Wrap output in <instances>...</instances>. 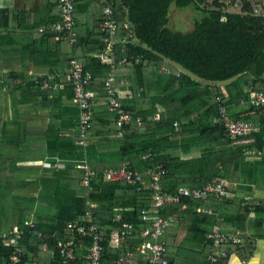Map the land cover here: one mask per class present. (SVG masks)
<instances>
[{
    "label": "trees",
    "instance_id": "1",
    "mask_svg": "<svg viewBox=\"0 0 264 264\" xmlns=\"http://www.w3.org/2000/svg\"><path fill=\"white\" fill-rule=\"evenodd\" d=\"M97 1L104 7V0ZM111 2L118 21L119 39L124 38L130 31L133 32L127 43L118 45L117 61L131 56H139L141 60L139 65L130 67L136 80L131 86L133 91L139 93L140 98L147 95L144 75L147 69H151L157 75V82H163L165 86L160 93L150 97L147 107L134 108L125 105L135 117L139 115L143 123L141 127L131 125L124 128L121 137L117 136L115 113L97 115L99 118L103 115V119L108 121L109 131L106 135L113 137L114 143L121 147L123 160L130 161L135 169L144 171L152 166V163L142 158L153 155L156 162L164 165L168 173L163 186L172 194H177V191L185 186L204 187L218 179L224 178L230 181L238 179L241 159L245 157V151L252 148L259 151L262 147L264 120L261 111L253 107L250 115L245 118L238 117L237 114L232 115L239 122L260 124L259 132L239 140H232L226 135L224 128L217 123V99L225 96V89L228 95L225 105L229 111H232L233 107L239 106L242 102H250L249 84H252L254 90H264V19L229 16L228 21L222 24L220 14L201 11L197 7L196 0H111ZM173 4L181 10L193 8L195 12L202 15L201 20L196 23L193 34L182 35L168 27L169 12ZM1 16L3 17V14H0ZM46 27L47 25L42 28ZM0 28L3 26L0 25ZM43 33L54 37L53 33L46 30ZM104 49V44L91 49L83 65L85 71L93 76L92 90L103 93L102 95L107 98L103 92L104 83L112 70L98 58ZM164 58L185 66L207 80L224 81L237 75L241 77L225 88L210 86L177 70ZM161 67L170 69V72L159 73ZM178 73H180L179 76H177ZM20 75L19 72H13L2 76L7 77L8 81ZM29 85H23L20 80V91L27 89L31 94L38 96L37 92L42 90L39 81ZM69 88L71 89L70 86ZM141 88L144 91L138 92ZM155 114H158L156 121L153 120ZM175 122L178 123L176 132L173 127ZM195 148L202 149L199 157L181 159V153L188 154ZM219 165L225 168L224 173ZM79 171L82 172V170ZM83 181L84 173L82 172L81 185ZM83 188V193L78 192L83 196L77 194L69 196L64 191H58L57 201L54 203L57 214L52 217L37 214L33 219L32 228L25 225L24 220L17 221L26 262L89 264L88 253L92 242L79 236L72 237L69 224L83 219L90 209V203L96 204L101 225L107 235L102 264H115L128 251H135L143 243L145 239L140 234L146 228V224L142 220L141 211L153 209L149 191L142 195L137 192L136 186L108 183L102 178L93 182L92 192L84 185ZM209 200H214L213 204L216 207L217 204L221 207L226 204L225 196L222 199L211 196L204 201ZM180 202V204L160 207L153 214L173 215L179 212L182 204L193 208L200 206L199 203L203 201L181 198ZM244 208L247 210L245 205ZM118 215L122 217V221L135 224L136 231L133 237L120 243V246H115L112 242V233L121 230V223L116 222ZM194 216L205 218V225L210 223V218L204 213L197 212ZM244 216L245 214H242V218ZM4 231L5 228L0 223V264H6L12 250L11 246L6 245L3 240ZM206 234L205 229L202 232L203 238L200 240L205 244L208 255L210 240L207 239ZM58 242L77 244L81 247L76 250L75 262L61 261L56 250ZM166 251L168 254L167 242ZM135 262L137 263L138 259L130 261L131 264Z\"/></svg>",
    "mask_w": 264,
    "mask_h": 264
},
{
    "label": "crops",
    "instance_id": "2",
    "mask_svg": "<svg viewBox=\"0 0 264 264\" xmlns=\"http://www.w3.org/2000/svg\"><path fill=\"white\" fill-rule=\"evenodd\" d=\"M75 7L79 43L72 48L39 32L57 16L58 0H0V14H3L0 25L5 28H0V223L5 228L4 233L18 227L19 220L34 222L37 214L56 215L54 203L58 191L83 196L78 193L84 192L82 172L76 168L79 163L86 162L101 170L119 167L124 161L121 147L114 143L113 137L106 135L108 121L103 115L97 117L108 114V97L96 92L93 126L89 135L81 140L77 136L79 113L71 89L68 85L58 88L65 84L70 59L83 64L91 49L104 44L99 25L102 3L75 0ZM174 9L177 11L172 14ZM193 11V8L178 9L173 4L168 27L182 35L193 34L196 23L201 20ZM129 33L132 37L133 32ZM130 67L118 65L115 71L121 101L134 108L147 107L150 97L160 93L164 83L157 82V75L147 69L144 72L147 95L140 98L131 87L136 80ZM162 69L164 67L159 73H164ZM13 72L21 75L8 81L2 76ZM20 80L25 86L39 81L42 89L37 92L39 95L27 89L20 91ZM42 81L48 82L49 88H44ZM142 91V88L138 90ZM224 92L227 95L225 89ZM251 109L249 103L242 102L230 113L245 118ZM156 115L158 117V114L154 117ZM201 150L195 148L188 154L181 153V159H195ZM251 151L254 155H249ZM219 168L225 172L223 165ZM222 180L230 184L224 206L217 204L216 207L214 200L203 201L193 208L187 205V209L180 212L176 227L165 236L168 256L174 264H206L207 248L201 242L202 232L206 229L208 234L216 218L221 219L224 233L238 235L244 241L242 249L234 245L225 248L229 257L222 260V264H264V142L259 151L254 148L245 151L238 179ZM246 196L257 202L254 210L248 208ZM197 212L206 214L210 223L205 225V218L195 217Z\"/></svg>",
    "mask_w": 264,
    "mask_h": 264
},
{
    "label": "built area",
    "instance_id": "3",
    "mask_svg": "<svg viewBox=\"0 0 264 264\" xmlns=\"http://www.w3.org/2000/svg\"><path fill=\"white\" fill-rule=\"evenodd\" d=\"M103 16L101 18L100 29L104 39L105 49L98 55V58L106 65H109L112 72L106 78L104 83V92L108 97V111L116 114L117 136L123 135V129L131 125L142 126V118L135 117L130 112L121 98L117 89V76L115 71L118 65H139L141 60L139 56L124 57L117 61V47L121 43H127L131 38V33L119 39L118 37V21L115 16V9L111 0H104ZM197 7L203 12H217L220 14V22L222 24L228 21L229 16H237L244 19H264V0H196ZM57 16L50 20L46 28L39 29V32L46 31L53 33L54 38L75 48L79 43L78 33L76 30L75 16V0H58ZM169 73L170 69H162ZM180 73L177 74L179 76ZM65 84L58 85L63 89L68 85L72 89L73 101L78 109L79 126L77 136L84 140L91 132L94 119L93 101L96 92L92 90L93 76L86 72L81 62L72 58L68 61L67 72L64 76ZM44 88H49V83L42 81ZM248 91L251 93L249 104L261 111L264 120V90H254L252 84L248 85ZM228 95L219 97L218 102V118L219 123L225 130L226 135L232 140H239L251 134H255L260 130V124L252 122L236 121L225 100ZM158 117L153 118L157 120ZM174 128H178V124H173ZM254 155V152H248ZM144 161H150L152 166L144 171L135 169L128 160L123 161L119 167H105L101 170L93 168L90 164L84 162L79 163L77 168L84 173L83 185L90 191H93V182L102 178L108 183H124L136 186L137 192L145 195L147 191L151 193L153 209L142 210V220L146 224V228L141 231L143 243L135 250L128 251L115 264H131L130 261L138 259L139 264H174L168 257L166 251L165 236L176 227L180 219L179 212L187 209L186 204H182L179 212L169 216H159L153 214L155 210L166 205L180 204L181 198L204 201L211 196L222 199L227 195L229 183L223 180H214L204 187L181 188L177 194L167 192L163 187V180L167 174L164 165L156 162L153 155H147L142 158ZM246 204L249 209L254 210L257 204L250 196L245 197ZM221 219L216 218L211 231L207 234L210 240L208 248L207 264H221L222 260L228 259L229 254L226 251L228 245H234L238 249H242L244 241L238 235H229L223 232ZM116 222L121 223V230L112 233V242L119 245L128 238L133 237L136 231L135 224L122 221V217L118 215ZM33 221H24L28 227H33ZM69 230L72 237L77 236L89 239L92 247L89 249V264H102L104 261L105 247L107 235L101 225V219L95 203H90V209L86 216L74 223L69 224ZM3 240L6 245L11 246V254L6 264H41L29 263L25 261V252L21 245V233L19 227H13L3 234ZM81 249L77 244H66L58 242L56 245L57 253L61 261L75 262L77 260L76 250Z\"/></svg>",
    "mask_w": 264,
    "mask_h": 264
},
{
    "label": "water",
    "instance_id": "4",
    "mask_svg": "<svg viewBox=\"0 0 264 264\" xmlns=\"http://www.w3.org/2000/svg\"><path fill=\"white\" fill-rule=\"evenodd\" d=\"M164 60L166 62H168L170 65H172L173 67H175L177 70H180L181 72L187 74L188 76H191L193 79L208 84L210 86H220L225 88L226 86H228L229 84L237 81L241 75H237L233 78H230L228 80H224V81H212V80H207L205 79V77L193 72L192 70H189L188 68H186L185 66H181L180 64H178L177 62L169 59V58H164Z\"/></svg>",
    "mask_w": 264,
    "mask_h": 264
},
{
    "label": "rangeland",
    "instance_id": "5",
    "mask_svg": "<svg viewBox=\"0 0 264 264\" xmlns=\"http://www.w3.org/2000/svg\"><path fill=\"white\" fill-rule=\"evenodd\" d=\"M177 11V9H174L173 10V12H172V14L174 13V12H176ZM193 13L197 16V18L198 19H201V17H202V15L200 14V13H197V12H195V11H193ZM171 15V14H170ZM173 18V16H171V19Z\"/></svg>",
    "mask_w": 264,
    "mask_h": 264
}]
</instances>
